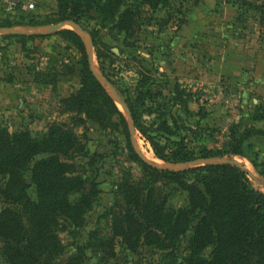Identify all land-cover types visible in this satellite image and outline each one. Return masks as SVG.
Returning <instances> with one entry per match:
<instances>
[{
	"label": "rangeland",
	"instance_id": "obj_1",
	"mask_svg": "<svg viewBox=\"0 0 264 264\" xmlns=\"http://www.w3.org/2000/svg\"><path fill=\"white\" fill-rule=\"evenodd\" d=\"M131 3L139 7L140 18L129 33L109 25L102 27L94 19L79 22L94 33L95 59L105 76L137 107L145 131L165 147L168 155L177 150L179 142L197 155L202 148L220 149L235 123L263 127L261 121L251 120L255 106L264 102V18L260 20L257 11L240 6V0H168L155 11L136 0H127ZM57 6L58 0H40L34 13L0 19V23L57 20ZM238 13L245 14L244 22H237ZM82 55L78 46L56 33L24 42L15 37L0 38V127L9 131L28 129L34 137L45 133L52 122L71 128V114L60 111V99L79 89ZM234 64L239 70L232 68ZM52 74L53 83L41 81ZM139 81H144L140 88ZM72 130L84 135L86 143V156H76L79 172L95 178L99 193L85 213V224L75 234H60L62 257L75 255L79 247L87 245L91 230L112 235L110 217L104 213L115 201L116 186L128 176L138 179L141 173L116 118L104 127L86 120L84 126ZM135 134L141 151L152 153L154 158L148 157L150 160L175 163L159 159L138 130ZM249 141L253 148H244V152L257 162L264 161V135L255 134ZM91 157L95 161L89 165ZM207 158L236 159L247 169L249 185L264 193V179L249 158ZM25 177L29 180L28 172ZM3 182L0 179V186ZM172 187L169 204L184 206L186 192ZM28 193L35 197L32 185ZM5 205L0 196V209ZM190 234L186 233L172 254L146 246L131 252L115 238V256L105 264H175L184 255ZM84 253L82 264H103L101 254L90 247ZM0 264H4L1 257Z\"/></svg>",
	"mask_w": 264,
	"mask_h": 264
},
{
	"label": "trees",
	"instance_id": "obj_2",
	"mask_svg": "<svg viewBox=\"0 0 264 264\" xmlns=\"http://www.w3.org/2000/svg\"><path fill=\"white\" fill-rule=\"evenodd\" d=\"M136 1L152 11L168 4V0ZM240 1V6L257 11L263 20L264 3ZM57 7V20L4 22L0 26L37 25L65 19L80 24V19L86 18L97 20L102 27L109 25L129 33L140 18L139 7L127 4V0H58ZM245 18V14L238 13L235 19L242 23ZM89 33L94 45V33ZM56 34L74 43L83 53L80 87L75 94L60 99V111L70 113L73 123L69 128L52 122L40 137L32 136L28 129L9 131L0 127V179L4 180L0 196L6 203L0 209V257L4 264H82L87 247L101 254L105 264L115 256V238L131 252L146 246L172 254L188 231L191 234L185 253L175 264H264V193L249 185L247 172L226 162L179 171L144 162L130 144L123 113L90 72L81 39L70 29ZM9 37L24 42L35 36H0ZM41 81L53 83L55 74ZM143 83L139 81L138 87ZM119 94L130 110L135 130L150 143L159 159L186 162L240 155L249 158L264 179V161L257 162L244 152V148H253L251 136L264 135V102L257 104L251 113V120L261 121L262 128L235 123L220 149L202 148L197 155L179 142L177 150L168 155L165 147L145 131L137 107ZM113 117L123 127L129 153L140 165V176L138 179L128 176L116 186L115 201L104 213L110 217L112 235L91 230L87 245L79 247L75 255L62 257L64 245L60 234H75L85 224V213L99 193L95 178L79 172L76 156H86V143L84 135L72 129L84 126L86 120L104 127ZM37 155L44 156L36 158ZM94 161L91 157L89 165ZM31 185L34 198L28 193ZM171 186L186 192L184 206L169 204ZM207 249L210 250L205 253Z\"/></svg>",
	"mask_w": 264,
	"mask_h": 264
},
{
	"label": "water",
	"instance_id": "obj_3",
	"mask_svg": "<svg viewBox=\"0 0 264 264\" xmlns=\"http://www.w3.org/2000/svg\"><path fill=\"white\" fill-rule=\"evenodd\" d=\"M62 29H70L72 30L80 39L84 46L85 54L87 57L88 68L94 78L98 81V83L102 86L105 90L107 95L114 101V103L121 109L129 133V140L133 150L138 154V156L146 163L153 167L157 168H166L170 170H183L187 169L191 166H198V165H205V164H212V163H220L226 162L230 164H235L236 166L240 167L243 171L247 172V169L236 159L226 158L221 161H216L212 158H197L192 161L186 162H175L170 164H162L157 163L155 161L150 160L147 158L140 149V146L137 141V136L135 134V126L134 121L132 119L130 110L121 97L115 86L109 81V79L104 75L101 67L97 63L94 55V45L91 34L89 31L84 29L79 23L72 19H65L55 23H45V24H14L10 26H0V36H12V35H19V36H48Z\"/></svg>",
	"mask_w": 264,
	"mask_h": 264
},
{
	"label": "built area",
	"instance_id": "obj_4",
	"mask_svg": "<svg viewBox=\"0 0 264 264\" xmlns=\"http://www.w3.org/2000/svg\"><path fill=\"white\" fill-rule=\"evenodd\" d=\"M40 0H0V19L13 20L35 12Z\"/></svg>",
	"mask_w": 264,
	"mask_h": 264
},
{
	"label": "bare ground",
	"instance_id": "obj_5",
	"mask_svg": "<svg viewBox=\"0 0 264 264\" xmlns=\"http://www.w3.org/2000/svg\"><path fill=\"white\" fill-rule=\"evenodd\" d=\"M143 152L146 154V157H147V158H148V157H149L150 159H153V158H154L151 152H147V151L144 150V149H143Z\"/></svg>",
	"mask_w": 264,
	"mask_h": 264
},
{
	"label": "crops",
	"instance_id": "obj_6",
	"mask_svg": "<svg viewBox=\"0 0 264 264\" xmlns=\"http://www.w3.org/2000/svg\"><path fill=\"white\" fill-rule=\"evenodd\" d=\"M235 64L232 66V68H238V70H239V67H238V65H236L235 67Z\"/></svg>",
	"mask_w": 264,
	"mask_h": 264
}]
</instances>
